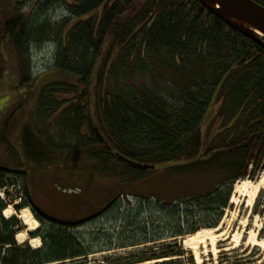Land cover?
<instances>
[{
  "label": "trees",
  "instance_id": "obj_1",
  "mask_svg": "<svg viewBox=\"0 0 264 264\" xmlns=\"http://www.w3.org/2000/svg\"><path fill=\"white\" fill-rule=\"evenodd\" d=\"M254 1L264 6V0ZM39 2L43 10L61 0ZM66 12L69 20L57 40L53 67L72 79L42 87L34 119L41 114L52 118L60 136L72 138L74 147L95 161L91 168L104 174L137 180V174L150 170L130 167L116 158L117 152L155 167L169 163L170 173L220 176L216 184L222 189L195 197L198 212L210 211L213 216L184 229L192 215L176 207L170 213L175 224L169 226L167 237L216 227L231 183L253 180L256 172L264 171V49L197 0H73L66 4ZM26 26L14 15L1 25L0 43L9 36L23 54L29 37ZM213 99L218 104L214 117L218 130L210 138L201 127ZM26 132L27 151L33 160L44 159L45 154L37 155L33 148L48 143L27 128ZM23 176L21 169L0 166L5 196L13 180ZM20 197L23 202L14 208H30L41 222L30 233L41 245L31 248L27 241H15L23 226L15 215L4 217L7 201L0 196V264L77 262L91 254L77 233L84 220L47 216L26 187ZM141 202L133 209L135 215L122 217L126 228H140ZM152 238L144 239L157 240ZM138 243L142 242L131 246ZM182 254L166 246L160 253L123 264ZM170 263L168 259L155 264Z\"/></svg>",
  "mask_w": 264,
  "mask_h": 264
},
{
  "label": "rangeland",
  "instance_id": "obj_2",
  "mask_svg": "<svg viewBox=\"0 0 264 264\" xmlns=\"http://www.w3.org/2000/svg\"><path fill=\"white\" fill-rule=\"evenodd\" d=\"M71 2L73 0H61L41 10L39 0H0V28L17 14L22 25H27L25 29L29 34L23 54L9 36L0 43V166L25 172V176L19 181L14 179L13 186H9V196L0 189V196L7 201L11 214L18 218L25 212L24 208L16 210L14 205L23 202L20 196L26 187L32 202L47 216L60 221H85L77 233L91 254L77 262L52 264H123L160 253L166 246L183 254L131 264H155L168 259H171L170 264H264L263 247L246 242L249 232H255L257 240L264 239V188L257 190L251 206L246 202L250 190L239 204H231L229 197L216 226L219 227L217 233L222 235L213 244L207 241L191 250L183 247L186 235L167 237L169 226L175 224L170 213L178 207L192 215L183 224L184 229L198 225L206 216H213L210 211L198 212L195 197L205 196L215 187L222 189L216 184L220 176L170 173L166 169L169 163L140 172L137 180L104 174L91 168L95 161L85 155L84 149L74 147L76 142L72 138L60 136L62 133L56 130L57 124H52V118L41 114L34 119L42 87L51 81L72 79L69 73L53 67L57 40L62 36V26L69 20L66 4ZM217 106L213 99L201 127L210 138L218 130L214 120ZM26 128L40 141L48 143L40 149V145L33 148L37 155L43 152L44 159L35 157L33 160L34 156L27 151ZM263 175L264 171L256 172L252 181ZM237 181L231 183V194ZM139 201H143L137 211L140 228H126L127 222L122 217L128 219ZM163 205L167 208H161ZM30 212L37 222L36 227L28 230V225L18 218L23 230L15 235V241L18 244L27 241L34 248L40 239L32 238L30 233L39 228L41 222ZM145 237L157 240L149 242ZM134 242L142 243L131 246Z\"/></svg>",
  "mask_w": 264,
  "mask_h": 264
},
{
  "label": "water",
  "instance_id": "obj_3",
  "mask_svg": "<svg viewBox=\"0 0 264 264\" xmlns=\"http://www.w3.org/2000/svg\"><path fill=\"white\" fill-rule=\"evenodd\" d=\"M211 14L264 49V6L254 0H197ZM100 140L103 137L98 133ZM109 148V146H107ZM121 162L140 170L154 169V164L136 162L117 152Z\"/></svg>",
  "mask_w": 264,
  "mask_h": 264
},
{
  "label": "bare ground",
  "instance_id": "obj_4",
  "mask_svg": "<svg viewBox=\"0 0 264 264\" xmlns=\"http://www.w3.org/2000/svg\"><path fill=\"white\" fill-rule=\"evenodd\" d=\"M259 188H264V175L261 176L259 179L256 181H252L249 179H242L238 180L234 185H233V190L232 194L230 196V203L232 204H239L240 200L246 196L248 190L249 196L246 200L247 204L251 206L254 196H256V192ZM23 210V209H22ZM25 212L23 215H18V218H21L24 224L28 225V230L34 229L36 227V220L32 217V214L29 210V208H24ZM11 208L7 207L3 211V215H5V218L11 216ZM219 230V227H214V228H200L194 233L187 234L184 236L182 240L183 247L195 250L198 246L206 243L209 241L211 244H213L216 241V238L220 237L222 235L218 234L217 231ZM22 232V231H21ZM21 232L17 233L16 235H20ZM223 238V237H222ZM36 239V238H35ZM38 239V238H37ZM18 240V239H17ZM39 240V239H38ZM24 240H22L23 242ZM237 241V240H236ZM21 242V240H20ZM37 242V241H35ZM247 244L248 245H261L263 247V255H264V239L262 240H257L255 237V232H249L248 239H247ZM37 246L34 248L39 247L40 241L37 242ZM200 264V263H199Z\"/></svg>",
  "mask_w": 264,
  "mask_h": 264
}]
</instances>
